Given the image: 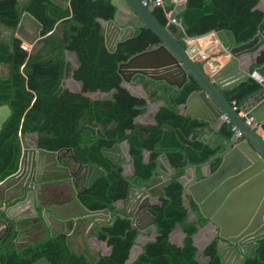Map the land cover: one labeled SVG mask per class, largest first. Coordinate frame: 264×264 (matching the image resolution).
<instances>
[{"label":"trees","instance_id":"obj_1","mask_svg":"<svg viewBox=\"0 0 264 264\" xmlns=\"http://www.w3.org/2000/svg\"><path fill=\"white\" fill-rule=\"evenodd\" d=\"M259 0H187L180 19L185 33L191 36L208 31L230 30L236 42L250 39L257 30L264 12L256 7ZM170 8V5H165ZM23 11L41 24L40 38L28 50L13 35ZM115 12L112 0H69L66 7L51 0H0V62L7 68L0 74V105L7 104L9 116L0 126V180L15 172L21 155V138L35 132L37 145L47 150H72L82 163L95 164L105 173L90 185L76 182L77 196L88 209L107 208L113 216L99 227V237L111 245L107 255L91 257L70 248L64 233L18 248L10 242L0 244V264H32L45 257L51 264H125L131 245L138 234L136 228L120 213L114 202L123 200L130 183L148 181L156 168L162 167L159 157L165 154L172 170L165 195L150 206L155 217L157 235L144 244L138 256L128 264H220L216 241L204 249L207 263L197 259L192 234L205 218L188 219V206L182 195L179 176L188 163L208 159L213 171L220 162L215 156L231 136L229 121L218 130V140L201 138L203 123L179 110L188 94L196 87L187 79L180 87L140 76L151 101L161 100L154 124H141L134 119L146 110L144 98L133 95L121 84L118 64L131 55L157 44L158 38L147 27H136L132 36L116 42L113 50L105 43L103 26L98 18L109 20ZM153 16L165 25L161 7L152 8ZM7 29L10 33H4ZM65 50L77 55L79 65L72 68ZM256 65L264 63V49L257 55ZM72 72L83 82L82 91L63 86V78ZM136 77V76H135ZM137 78V77H136ZM262 85L248 76L222 93L240 110L243 101ZM109 96L92 98L88 91L100 90ZM126 140L133 160L134 172L123 173L122 160L116 155L117 144ZM144 150L148 151L144 158ZM191 206L197 212L196 205ZM179 224L185 235L182 245L172 243L168 234ZM243 264H264V237L258 239L253 253Z\"/></svg>","mask_w":264,"mask_h":264},{"label":"water","instance_id":"obj_2","mask_svg":"<svg viewBox=\"0 0 264 264\" xmlns=\"http://www.w3.org/2000/svg\"><path fill=\"white\" fill-rule=\"evenodd\" d=\"M18 1L23 3L27 0ZM67 1L52 0L62 7ZM173 1L175 4L171 8V15L180 18L187 0ZM164 2L168 4L170 0ZM112 4L115 6L112 18H98L109 50H113L116 42L132 36L136 27L149 28L159 41L118 64L121 84L126 86L131 83L133 76L160 80L176 87L182 86L187 79H193L196 87L183 103L184 114L209 123H222L220 115L224 114L227 121L240 132L238 136L232 133L216 153L220 162L215 170L188 183L180 181L182 195L187 191L201 216L217 226L221 264H243L245 256L252 254L258 245V239L264 237V93L251 113L258 123V130L244 122L222 90L233 87L249 76L246 68L248 53L257 50L264 42V15L256 33L246 41L237 43L230 30L216 31L223 47L218 55L225 52L223 55L227 57L224 61L218 60L212 71H205L185 51L174 23L162 25L153 16L152 8L144 6L141 0H112ZM41 28L42 24L35 17L23 11L14 34L33 45L41 36ZM253 71L264 80V63L256 65ZM9 114L8 105L1 104L0 126ZM69 152L61 154L60 150H47L37 143L21 149L17 170L0 180V240L8 232L5 242L15 244L17 237H27L24 244L27 245L37 244L58 233H65L68 239L74 231L86 233L88 224L99 227L112 220L113 216L107 208H86L78 199L75 186L83 172V184L88 186L105 171L95 164L80 162L71 149ZM71 160L77 166H72ZM130 162L133 173L132 158ZM208 162L201 165L207 166ZM172 173L162 175L157 167L148 181L141 185H128L124 200L130 197L132 190H144L129 211L123 210V216L130 222L131 228L142 231L148 226L156 227L155 217L149 209L153 202L164 197V186L170 182ZM236 201L241 203L243 211L238 217L234 218L232 214L229 218L227 209ZM56 226L57 229H54ZM67 226L71 227L69 232L65 231ZM32 264L51 263L41 257Z\"/></svg>","mask_w":264,"mask_h":264},{"label":"crops","instance_id":"obj_3","mask_svg":"<svg viewBox=\"0 0 264 264\" xmlns=\"http://www.w3.org/2000/svg\"><path fill=\"white\" fill-rule=\"evenodd\" d=\"M174 4H175V1H173V0H170V2L168 4L165 3V5H170V8H172L174 6ZM68 5H69V0L67 1V4L64 5L63 7H66ZM256 7H258L259 9H261L263 11L264 10V0H259L256 4ZM3 32L4 33H10V31L7 29H3ZM13 35L16 36L14 34V32H13ZM196 36L200 37L201 42L211 43L214 40V38H218V40L220 42V46L218 44L213 48V51L210 53L211 58L208 61H203V60H199V59L197 60L199 62V64L202 65V67L205 69V71H212L216 67V62L218 60L224 61L227 57L226 55H223V54H225V52H222V53H220V55H218V52L221 51V48H223L222 47V40L216 35V31H208L206 33H203L201 35H196ZM16 37H18V36H16ZM31 46L32 45H30V47ZM262 49H264V42L261 43V45L258 47L257 50L251 51L248 53V62H247L246 68L249 70V73H251L253 71L254 67L256 66L257 55L259 54V52ZM64 52H65L66 60L69 61V63L72 65V68H76L79 65V61H78V58H77V55L75 54V52L68 51V50H65ZM6 72H7L6 66L0 62V74L6 75ZM70 76H73L72 72L68 73L63 78V80H62L63 86L67 87L71 91H82L83 82L81 80L75 79L74 77H70ZM249 76H251V75L249 74ZM254 79L256 81H258L256 78H254ZM260 84L262 85V87L258 91L250 94L243 101V103L241 105L242 110L249 111V113L253 112L255 103L260 99V97L264 93V85L262 83H260ZM123 86H125V85H123ZM125 87L133 95L138 96V97H142V98L147 97V99H148V100H146L144 98L147 102L146 110L143 113L138 114L134 120L136 122L141 123V124H154V123H156L155 118H154V114H155L156 110L159 108V106L162 105V101L161 100L151 101L148 98V92H147L146 85H144V83H142V81H139L135 76L132 77L131 83L127 84ZM112 91H113V89L109 90L108 92H103L100 90H94V91H88L86 94L92 98H102L105 96H109ZM178 107H179L180 112H183L185 109L183 103L179 104ZM191 117H193V116H191ZM197 120H199L203 123V126H202L203 132L201 134V138L203 140L214 141V140L219 139L218 130L225 120H223L222 123H220V122L209 123L208 121H205V120H200V119H197ZM257 128H258V130H260L259 127H257ZM232 133H234L233 130H232ZM36 143H37L36 133L35 132H27V133L23 134V136L21 138V146H22L21 149L24 146H34V145H36ZM213 143H215V141ZM117 147H118V150L116 152V155L119 158H121V160H122L123 173L125 175L132 174L131 173L132 167H131V162H130L132 157L130 156V154L128 152V142L126 143L123 140L122 142L117 144ZM145 152H146V155L144 154ZM69 153H70L69 150H67V151L62 152L61 154H69ZM144 153H143L144 158L146 159L147 155H148V151L144 150ZM159 160H160L162 167L166 168V170H163V169H161V166L160 167L158 166L161 173H163V174L169 173L170 174L172 172H175L174 170L171 169V167L168 163V160L166 159L165 154H161L159 157ZM206 161L210 162V159H208ZM209 162H208L207 166H202L201 164L203 162L198 163V164L188 163V164H191L192 166H186L187 165L186 164L183 167V172L179 176V179L188 183L192 179H198V178L202 177L204 173L210 172ZM71 165L76 166L77 163L75 161L71 160ZM183 198H184V203L188 206V219L196 221L198 218V215H201L199 213L198 206L196 205V203L192 199L191 195L187 191H186V194L183 196ZM191 201H193L195 203L198 213H196L194 211L193 207L191 206ZM129 204H131V202L129 200H124V199L123 200H117L114 202V205L116 206V208L118 209V211L120 213H123V210H128L129 209L128 206H130ZM229 208H230V210H229ZM229 208L227 209V213H228L227 216L229 218L232 217V214H234V216H233L234 218L238 217L239 214H241V212L243 211V206L241 205V203H239L237 201L234 202V204L230 205ZM110 214H111V212H110ZM196 225H197V229L192 234V241H193V244L195 245V247L197 249V254H196L197 259L202 263H207L209 261V256L204 253L205 247L211 241L215 240L216 241V248L218 250L217 236H216L217 226L212 224L211 222L207 221L206 219L202 225H198V224H196ZM89 227H90V224H88L86 226V231L88 230ZM54 229H57V226ZM70 230H71L70 226H67L65 228V231H67V232H69ZM157 233L158 232L156 230V227H154V226H148L145 230L138 231V234L135 237L134 243L130 247L129 255H128V258H127L125 264H128L129 262L133 261L138 256V254L142 251L144 244L148 241L154 240ZM84 235H85V233H82L81 231H74L72 234H70V236L67 240L69 242V245H70V248L72 251L76 252L77 250H79L80 252H84L85 254H87L88 256H91V257H96L98 255H107L110 253L111 245L108 244L106 240H102L100 238L96 239L90 233H89V236L85 237ZM184 235H185V233H184L182 227L179 224H177L171 228V230L168 234V238L172 243H174L176 245H182ZM8 236H9V232L0 240V244L3 243L4 241H6ZM31 237H33V236H31ZM66 238H67V236H66ZM26 239H27V237H17L16 238L17 245L18 246H24L23 244L25 243ZM220 264H221V262H220Z\"/></svg>","mask_w":264,"mask_h":264},{"label":"built area","instance_id":"obj_4","mask_svg":"<svg viewBox=\"0 0 264 264\" xmlns=\"http://www.w3.org/2000/svg\"><path fill=\"white\" fill-rule=\"evenodd\" d=\"M141 3L144 6H147L150 8L159 6L163 9V13H164V16H165L167 22H172L177 26V28L180 32V41L184 45V48H185V51L187 52V54L190 57H192L193 59L208 61L211 58L210 53L213 51V48L218 44L220 46V42H219L218 38H214V40L211 43L201 42L200 41L201 39L199 36H191V35H188L187 33H185V31L183 30V27L181 25L180 19L178 17L171 15V8L165 7L164 0H141ZM21 47L23 49L28 50L30 48V45L26 42H22ZM250 75L252 77L256 78L259 81V83H262L264 85L263 78L261 76H259L258 74H256L255 71H252L250 73ZM231 104H232L233 108L236 109L234 102ZM237 112L240 116H242L244 118V122L246 124H248L250 127H253V128L258 127L257 121L254 120L253 116L251 115V113H249V111L241 109V110H238ZM220 118L227 121V118L224 114H221ZM231 129L234 131L235 135L238 136L240 134V132L237 129H235V127L233 125H231Z\"/></svg>","mask_w":264,"mask_h":264},{"label":"flooded vegetation","instance_id":"obj_5","mask_svg":"<svg viewBox=\"0 0 264 264\" xmlns=\"http://www.w3.org/2000/svg\"><path fill=\"white\" fill-rule=\"evenodd\" d=\"M140 77V76H139ZM137 78L139 81H140V78ZM146 78V77H145ZM77 166V165H76ZM75 167V166H74ZM84 172L82 173V174H80V176H78V178H77V180H76V182L77 181H79V182H84L83 181V177H84ZM169 173H165V174H163L162 173V175H168ZM76 182H75V186H76ZM141 185V184H140ZM77 187V186H76ZM144 190L143 189H134V190H132L131 191V193H130V197L127 199V200H129L130 202H131V204H129L130 206H128V210H125V211H129L131 208H132V206H134V204H135V201H136V199H137V197L143 192ZM155 202H158V200L157 201H155ZM154 203V202H153ZM103 224V223H102ZM101 224V225H102ZM100 225V226H101ZM99 226V227H100ZM99 227H97L96 226V224H91L90 225V227L88 228V230L86 231V233H85V237L86 236H89V233L91 234V235H93L96 239H99L100 237H99ZM96 234H98V236L96 235ZM25 244V243H24ZM23 244V245H24ZM16 245H17V243H16ZM18 246V245H17ZM18 247H22V246H18ZM74 252V251H73ZM76 253L77 254H79V253H81L79 250H77L76 251Z\"/></svg>","mask_w":264,"mask_h":264}]
</instances>
